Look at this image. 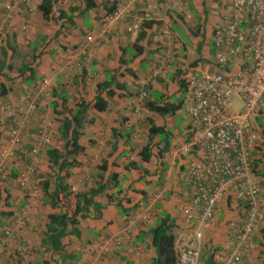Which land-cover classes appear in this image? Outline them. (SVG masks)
<instances>
[{
  "label": "crops",
  "instance_id": "crops-1",
  "mask_svg": "<svg viewBox=\"0 0 264 264\" xmlns=\"http://www.w3.org/2000/svg\"><path fill=\"white\" fill-rule=\"evenodd\" d=\"M205 1L213 5L212 10L208 5L205 7ZM94 2L95 6L85 12L82 11L83 0H50L51 11L45 19L38 8L41 0H0V61L10 67L0 71V82L9 87V91L0 96V102L17 101L25 92L32 96H28V100H34L28 119L22 123V140L14 149L9 175L0 182V264L44 261L47 264H145L153 254L148 245L149 237L146 234L142 240H136V234L146 232L160 213L173 219V232L180 222L179 206L187 199V189L178 177L185 161L179 149L189 122L184 106L161 117L144 106L134 113L133 99L138 91H144L146 96L160 93L162 100L178 97L177 80L182 79V70L187 64L208 73L216 69L212 63L210 35L223 0H132L131 15L108 24H105L108 13L104 14L103 5L114 2V8L126 0ZM6 3L10 5L9 10L4 7ZM144 13L148 14L146 19L154 22L144 29V37L138 41L141 53L130 62L119 64L120 57L129 56L126 52L122 54L120 49L131 45L138 29L127 30V26L134 17L141 19ZM196 25L199 28L193 35L190 29L194 31ZM185 33L187 40H184ZM88 35L100 40L86 41ZM6 39L14 46V52L6 48ZM34 41L37 44L33 50ZM83 44L87 45L85 53H77ZM32 54L36 55L31 64L37 80L31 85L23 84L17 78L18 69L21 63L31 61ZM105 71L114 74V80L123 87H113L110 97L101 93L107 100L104 110L86 109V121L78 137L82 150L69 158L75 163L66 182L73 190H79L88 188L99 174L107 177L115 173V183L106 193H117L127 210L120 214L113 201L107 203L104 196L95 197V201L103 204L100 216L79 218L78 235L60 238L62 250L51 252L40 245V238L47 214L58 212L60 208L42 201L38 185L51 170L45 151H39L35 155L34 172L27 175L28 183L20 186L18 174L26 171L32 162L31 158L24 157L23 151L38 143V130L43 121L56 130L61 114L55 111H60L61 106L71 108L80 99L90 105L96 94V83L104 79ZM153 71L157 73L153 75ZM44 78L47 83L36 89ZM61 93L66 94L64 102L59 98ZM146 117H151L155 125H162L168 135L165 147L160 136H153L152 154L143 162L136 152L147 139ZM0 128L4 125L0 124ZM3 132L7 133V129ZM6 133L0 130V143L7 146ZM50 144L52 142L47 146ZM129 156L136 161L137 169L125 168ZM251 157L254 180L260 187L258 199L264 205V146L251 151ZM91 175L93 181H89ZM145 214L148 217L142 218ZM214 216L213 223L202 225L204 256L211 247L231 242L228 223L242 219L243 205L230 198L221 199L216 203ZM16 218L22 219L23 224L17 225ZM6 227L8 233L4 232ZM125 230H129L128 238H123L119 246L108 243L103 252H98L97 245L124 234ZM252 242V249L242 255L239 264H264V229L252 235ZM64 252L77 254L78 258L62 259L60 255ZM204 260L205 257L199 264H204Z\"/></svg>",
  "mask_w": 264,
  "mask_h": 264
},
{
  "label": "built area",
  "instance_id": "built-area-1",
  "mask_svg": "<svg viewBox=\"0 0 264 264\" xmlns=\"http://www.w3.org/2000/svg\"><path fill=\"white\" fill-rule=\"evenodd\" d=\"M131 2L126 0L114 7L104 18L105 24L128 16ZM9 6L4 5L6 10ZM147 17L144 13L141 19ZM141 19L134 17L127 30L137 29ZM91 39L100 40L86 37V41ZM210 45L214 71L203 72L189 64L182 70L183 106L189 122L179 149L185 161L178 177L187 186L188 198L179 206L180 222L174 230L178 264H198L205 243L202 225L215 221V206L221 199L242 203L243 216L228 223L231 242L211 247L212 259L218 264H239L242 255L253 247L251 236L264 227V206L258 199L260 188L254 180L251 157V151L264 146V0H223ZM86 46H79L77 53H85ZM156 73L153 71V75ZM46 83L42 79L37 89ZM23 96L25 109L11 101L0 102V119L6 115L9 125V144L0 145V182L9 175L14 149L21 143L22 123L32 110L34 100H28L31 95L25 92ZM146 97L144 91L134 95V113ZM233 98L241 102L237 109L232 105ZM46 126L49 123L43 121L39 127V143L23 151L32 162L18 174L20 186L28 183L27 175L36 168L35 155L44 152L50 142ZM141 216L147 218L148 214ZM15 223L22 225L23 220L16 218ZM8 231L6 227L4 232ZM128 231L97 245L98 252H103L108 243L119 246L123 238H128Z\"/></svg>",
  "mask_w": 264,
  "mask_h": 264
},
{
  "label": "trees",
  "instance_id": "trees-1",
  "mask_svg": "<svg viewBox=\"0 0 264 264\" xmlns=\"http://www.w3.org/2000/svg\"><path fill=\"white\" fill-rule=\"evenodd\" d=\"M83 2L85 5L82 11L86 12L88 9L95 6L94 0H83ZM103 6L105 9L104 14H109L113 10L114 2L108 6ZM38 8L41 16L47 19L51 11L50 0H41ZM57 16L60 17V15ZM153 22V20H148L146 18L139 21L135 40L131 43V45L120 49L122 54L126 52L129 56L126 59L120 57L119 64L130 62L136 55L141 53L142 47L138 41L144 37V29L150 27ZM198 28L199 25H196L194 31L190 29V33L195 35ZM40 39L43 40V37ZM5 44L6 48H9L11 52H14V46L11 44L10 40L6 39ZM36 44L37 41L32 43L33 50ZM35 57L36 55L32 54L31 61L28 63H21V67L18 69L17 78H19L23 84H26L27 82L31 85L37 80L34 73L35 67L31 64V62L35 60ZM3 67L10 69L9 66H4L3 61H0V71ZM177 85V91L179 92L178 97H172L171 99L166 97L165 100H162L163 95L160 93L155 95L149 93V95H147V97L143 100L142 106L161 117L173 114L177 109L182 108L184 103V80L179 78L177 80ZM113 87L121 89L123 84L114 80V74H111L109 71H105L104 79L96 83V94L90 105L88 102L80 99L79 101H76L71 108L61 106L60 111H55L57 114H61V116L58 118L55 130V139L45 150L47 165L49 166L51 173L49 172L47 176L38 181L39 188L42 192V201L50 207L56 206L60 208L58 212H51L47 214L45 229L40 238V245L45 246V248L49 249L51 252H58L62 250L60 238L69 234L75 236L78 235L76 225L79 218H85L87 216L98 218L100 216V209L103 207V204L99 201H95V197L104 196L107 203L110 201L114 202L120 214L126 213L127 209H125L121 204V199L117 196V193H106V190L112 187L115 183V173H110L107 177H103L99 174L98 179L94 180L88 188H82L79 190H71L70 184L66 182V178L70 174L69 170L75 163L74 159L69 158L82 150L81 145L78 143V137L81 134L80 130L83 129L86 121L85 111L89 107L95 109L96 111L104 110L107 105V100L101 96V93L104 92L106 97H110L114 92ZM8 91L9 87L0 82V96L5 95ZM59 98L62 102H64L66 94L61 93ZM145 120L148 123L147 139L142 147L136 152L139 160L143 162L147 161L152 154L151 140L153 136H160V138L164 141L165 147L167 145L168 135V132L165 131L162 125L154 124L151 117H146ZM103 167L104 166H102V168ZM127 167L137 169L138 165L136 164V161L130 160L125 164V168ZM7 177L5 179H7ZM185 187L187 189L186 185ZM151 210L152 209H150V212ZM173 227V219L166 213H160L155 217L153 225L148 227L146 232L139 231L136 234V240H142V237L146 234L149 237L148 245L152 249L153 254L145 264H178L176 254L173 249ZM261 229H264V227ZM60 257L62 259L71 257L77 259L78 255L64 252L61 253ZM204 257V264H218L212 259L210 252ZM38 264L47 263L44 261Z\"/></svg>",
  "mask_w": 264,
  "mask_h": 264
},
{
  "label": "rangeland",
  "instance_id": "rangeland-1",
  "mask_svg": "<svg viewBox=\"0 0 264 264\" xmlns=\"http://www.w3.org/2000/svg\"><path fill=\"white\" fill-rule=\"evenodd\" d=\"M210 1H212V0H210ZM206 2L207 1H205L204 2V4H206ZM207 5L209 6L208 8L209 9H211L212 10V7H213V5L212 4H206L205 5V7H207ZM192 8V7H191ZM178 24H179V22H177ZM177 25V24H176ZM178 26V25H177ZM178 28H179V26H178ZM187 38H188V34H186L185 33V35H184V40H187ZM36 89H37V87H36ZM17 94V93H16ZM6 101H9L8 99H6ZM233 103H232V105H233V107L235 108V109H237L239 106H240V100L239 99H237V98H233ZM10 102V101H9ZM12 103L14 104V105H16L17 107H21V108H23V109H25V107L26 106H24V100H21V98H19L17 101H12ZM6 115H2V119H0V124H3L4 125V128L3 129H1L0 128V130L2 131V134H5L6 132H3V131H5L7 128H8V119L5 117ZM48 118H50V120H51V122H54V120H53V117H51V116H49ZM26 119H27V117H26ZM25 119V120H26ZM3 121V122H2ZM55 125V124H54ZM54 125H53V127H54ZM45 130H46V132L49 134V137H50V142H53V140L55 139V136L53 135L54 134V128L52 129V125L50 124V126H46L45 127ZM51 130V131H50ZM51 132H52V134H51ZM7 134V133H6ZM53 135V136H52ZM21 140H22V137H21ZM39 139H38V143H39ZM1 142V141H0ZM6 142H7V139H6ZM3 143H0V145H2ZM37 144V143H36ZM35 144V145H36ZM6 145V144H5ZM89 181H93V175H91V178L89 179ZM260 188V187H259ZM202 251H203V248H202ZM204 255H202V253H201V255L199 256V260H198V264L199 263H201V262H203V257Z\"/></svg>",
  "mask_w": 264,
  "mask_h": 264
}]
</instances>
